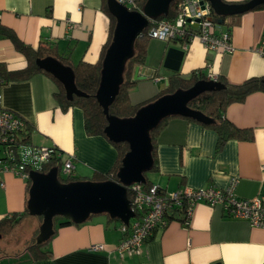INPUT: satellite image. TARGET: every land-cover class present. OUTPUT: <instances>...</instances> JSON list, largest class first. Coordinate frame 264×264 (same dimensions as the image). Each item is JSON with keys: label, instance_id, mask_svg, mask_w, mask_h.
<instances>
[{"label": "crops", "instance_id": "0c3cea01", "mask_svg": "<svg viewBox=\"0 0 264 264\" xmlns=\"http://www.w3.org/2000/svg\"><path fill=\"white\" fill-rule=\"evenodd\" d=\"M102 3L103 0H0V22L35 49L47 43L73 63H96L110 28ZM217 31H227V26H217ZM230 34V53L207 51L199 38L193 39L184 50L180 73L187 76L202 69L207 75L224 76L231 84L264 76V10L243 13L235 19ZM170 47L182 49L179 41H151L147 55L150 62L147 60L141 67L139 79L130 90L134 103L165 86V74L155 80L144 76L164 68ZM0 64L16 71L27 65V58L11 39L0 38ZM55 91V83L41 73L26 80L6 81L0 85V106L30 124L31 146L56 147L64 152L65 159L71 158L74 174L86 177L94 171H109L117 159L114 146L102 136H88L82 110L62 111L54 98ZM225 117L237 127L251 129L252 140L232 139L217 150L213 129L173 118L158 136L159 169L148 174L151 183L173 193L209 186L224 189L237 177L238 198L264 197V92H254L243 102L230 104ZM0 182V219L22 212L27 197L26 178L0 169ZM40 225L38 216H25L8 234L7 243H23ZM121 237L120 230L109 225L106 216L97 215L80 226L60 227L48 246L51 258L31 261L27 251L15 255L0 252V264H264V228L251 227L247 220L229 217L220 207L202 202L194 206L188 226L173 220L157 229L140 255L119 257L115 248ZM94 245H103L104 250H92Z\"/></svg>", "mask_w": 264, "mask_h": 264}, {"label": "water", "instance_id": "95a60500", "mask_svg": "<svg viewBox=\"0 0 264 264\" xmlns=\"http://www.w3.org/2000/svg\"><path fill=\"white\" fill-rule=\"evenodd\" d=\"M175 0H147L142 11H132L117 0H107L110 13L116 19L113 39L102 62L101 80L96 92V99L107 116L105 133L115 142H127L129 151L125 154L122 166L115 181H73L64 183L59 179L58 168L49 172L31 170V186L27 208L32 216H41L43 221L36 238L38 244L48 241L55 234L56 216L82 224L91 215L108 213L121 223L128 224L135 216L132 202L127 196V187L145 182L144 173L153 165L152 142L150 131L169 116L192 118L203 124H211L212 119L200 111L189 107V102L200 94L224 89V84L216 80H200L187 90H177L142 106L133 117L118 118L109 114V107L115 100L121 83L126 61L134 54L136 39L148 27L151 19L167 15L170 4ZM214 13L219 16L217 24H222L225 17L248 12L264 0H250L244 3H228L224 0H206ZM222 17V18H221ZM185 51L170 47L164 59V68L178 72ZM37 66L51 74L63 86L69 99L86 96L75 83V74L70 66L63 65L53 56L38 58ZM139 75L136 68L133 80ZM2 236L0 235V238ZM219 264V263H217Z\"/></svg>", "mask_w": 264, "mask_h": 264}, {"label": "trees", "instance_id": "16d2710c", "mask_svg": "<svg viewBox=\"0 0 264 264\" xmlns=\"http://www.w3.org/2000/svg\"><path fill=\"white\" fill-rule=\"evenodd\" d=\"M147 0H136V10L142 11ZM250 0H242L240 2L235 3H244ZM179 2L180 0H175L170 4L169 11L167 15H161L156 19L150 20L148 27L143 31V33L136 39L134 44V54L131 58L126 61L125 68L123 71V82L119 87V92L113 101V103L109 107V114L118 118H130L133 117L136 112L144 105H147L158 98L173 94L177 90H187L192 87L196 82L200 80H210L206 72L204 70H194L189 75L185 76L178 72L169 71L162 67L158 68L154 71V73L147 74L145 79L155 80L158 76H166V84L153 96L138 102L134 103L131 100L130 90L135 85L136 81L133 80L135 70L139 67V72L141 67L146 64L148 48L153 40L149 35V29L157 24L160 21L168 20L173 21L179 14ZM232 3V2H228ZM103 11L108 15L110 19V28L107 41L102 47L101 55L99 60L96 63H88L83 60L78 61L77 63H73L69 56L59 54L56 50L51 49L49 44L40 43L38 48H33L30 45L25 44L22 40L18 38L15 31L11 28L3 25L0 22V38H8L11 39L17 48L18 51L23 53L27 58V65L20 70L11 71L6 68L3 64H0V77L4 78L6 81L15 80H26L30 79L36 74H44L48 76L56 85V91L54 92V98L58 104V106L62 109V111L67 112L72 108H79L83 112L84 117V128L85 132L88 136H102L106 138L116 149L117 151V159L111 169L105 173L94 171L90 176H78L76 174L70 175L68 177L61 175V168L66 160L64 158V152L54 147L55 155L49 160L47 164H45L41 170V172L47 173L52 168H58V176L59 179L64 183H69L73 181H115L118 182L119 179L117 177V173L122 166V161L125 154L129 151V144L127 142L115 143L111 141L106 133L105 128L108 124L107 116L104 113L103 108L98 103L95 95L98 90L100 80H101V70H102V62L108 47L110 46L113 33L116 25L115 17L110 13L107 5V0H103L102 3ZM264 10V5H259L254 9L250 10ZM211 20L214 25L227 26V31L230 32L231 26L234 24L235 19H237L239 15L230 16L222 18V24H217L216 20L220 18L217 16L214 11L211 9ZM48 56H53L58 59L63 65L70 66L75 74V83L79 90L84 92L86 96H76L74 95L72 99H69L67 93L64 89V86L55 79L48 72L40 69L36 60L38 58H45ZM160 70H163L162 74ZM218 81L224 84V89L222 90H212L207 91L200 94L198 97L194 98L189 102V107L195 109L197 111L202 112L207 117L211 118L213 121L211 124H203L198 122L192 118L183 117V116H169L164 118L159 125L150 131V137L152 142V157H153V165L150 171L145 172V182L142 184L143 188H150L153 184L151 183L148 174L150 172H155L159 169L158 159H157V145H158V136L160 132L167 126V124L173 118H183L189 122L199 123L204 127L213 129L217 134V150H220L227 141L232 139L237 140H252L253 131L248 128H240L233 124L230 120L225 117V111L227 107L236 102H243L248 95L254 92H264V76L260 77H251L245 80L241 84H231L228 80L219 75ZM31 134L32 127L28 122L24 121V127L19 130L16 134V140L12 147H10V151L13 152L15 157L18 160L17 149L20 145H31ZM7 147L0 144V150L3 151L4 156H1L0 159L4 162H14V158L10 161L7 156H5V152L7 151ZM57 153V154H56ZM27 184V197H26V205L25 209L22 212H14L12 215L3 217L0 219V235L5 236L14 231V229L18 226V224L22 221V219L29 215V211L27 208V202L29 198V189L31 186V179L26 178ZM160 188V187H159ZM159 192L161 194H165L166 191L163 188H160ZM127 196L130 200L133 199V192L131 187H127ZM186 206L184 203L182 207L173 208L166 215L168 224L173 220H178L182 224L185 225V221L187 219L186 215ZM98 215H104L108 219L109 225H114L115 228H120L121 221L117 218H111L108 213H101ZM94 216L91 215L88 222ZM40 222L42 223L43 217L38 216ZM84 222V223H86ZM82 223V224H84ZM82 224H76L74 222H70L63 217L56 216L54 218V229L56 231L63 226L67 225H77L80 226ZM39 234V228L35 230L33 235L28 239L26 245V251L30 256L31 261H42L51 258L52 252L49 249V243L51 239L46 242L38 244L36 238Z\"/></svg>", "mask_w": 264, "mask_h": 264}, {"label": "built area", "instance_id": "2783aa9c", "mask_svg": "<svg viewBox=\"0 0 264 264\" xmlns=\"http://www.w3.org/2000/svg\"><path fill=\"white\" fill-rule=\"evenodd\" d=\"M132 11L136 10V0H117ZM179 14L173 21L163 20L149 29L152 39L174 42L179 41L182 50L195 38H199L207 51L219 54L233 51L231 34L228 31L218 32L217 26L211 20V6L206 0H180ZM153 20V19H151ZM210 80L218 81L219 75H208ZM6 80L0 77V85ZM24 127V120L14 112L0 106V144L8 149L5 156L14 162H4L0 159V169L10 170L16 174L29 177L31 170L41 172L43 166L55 155L54 147H35L29 144L20 145L17 149L18 160L10 151L16 140V134ZM57 154V153H56ZM28 158V159H27ZM61 175H74V165L71 158H66L61 168ZM238 178L231 180L227 188L221 189L209 186L201 189H179L173 193L161 194L157 185L143 188L142 184H133L132 209L135 216L128 224L121 223L122 237L115 248L116 254L125 256L140 255L145 243L155 231L168 225L166 215L173 208L186 206L187 219L185 226L190 223L194 206L199 203L215 208L220 207L229 216L245 219L251 227L264 228V197L256 196L251 199H241L235 194ZM3 186V183L0 182ZM92 250H104L103 245H94Z\"/></svg>", "mask_w": 264, "mask_h": 264}, {"label": "rangeland", "instance_id": "374dc122", "mask_svg": "<svg viewBox=\"0 0 264 264\" xmlns=\"http://www.w3.org/2000/svg\"><path fill=\"white\" fill-rule=\"evenodd\" d=\"M171 44V43H170ZM172 45V44H171ZM148 60V57H147ZM150 60H148L147 63H149ZM28 159V158H27ZM151 173V172H150ZM9 235L2 236L0 238V252L6 253V254H22L26 252V245L28 240H23V243L21 242H14L13 244L7 243V238Z\"/></svg>", "mask_w": 264, "mask_h": 264}]
</instances>
